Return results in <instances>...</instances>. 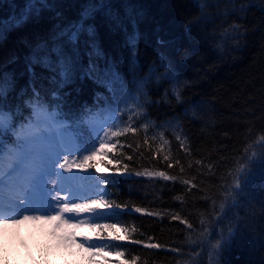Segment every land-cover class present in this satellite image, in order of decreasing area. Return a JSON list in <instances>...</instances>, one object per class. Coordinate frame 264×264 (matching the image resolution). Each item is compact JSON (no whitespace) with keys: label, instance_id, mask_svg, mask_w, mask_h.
<instances>
[{"label":"trees","instance_id":"1","mask_svg":"<svg viewBox=\"0 0 264 264\" xmlns=\"http://www.w3.org/2000/svg\"><path fill=\"white\" fill-rule=\"evenodd\" d=\"M87 2L53 0L51 11H44L39 19H31L6 32L0 40V70L15 73L17 91L29 80L25 57L31 54V48L38 40L49 39L57 25L63 28L77 21ZM107 3L111 16L97 13L94 21H89L96 26L103 53L97 63L101 67L105 60L113 63L125 86L136 95L140 94L138 83L150 75L149 68H156V73L144 84L147 96L141 99L159 102L145 104V110L149 120L163 127L150 129L148 135L166 131L173 156L184 166L182 174L179 166L168 169L169 173L191 179L196 187L189 189L179 180H150L134 173L118 178L114 184L102 185L111 194L106 199L140 206L158 215L124 209L119 216L98 221L113 224L116 230L134 225L137 231L133 239L162 246L149 249L120 242L126 245L119 249L125 252L120 260L126 264H130L132 256L139 257L137 264H210V244L217 237L214 234L205 237L202 233L219 211L221 185L232 183L245 147L264 134V0H205L203 6L199 0H107ZM16 5L22 6L23 0L15 3L3 0L0 17H7ZM237 26L238 32L234 30ZM130 37L134 41L130 42ZM133 42L139 65L135 70L131 69ZM161 56L165 64L170 62L174 79L164 77ZM84 59L87 61V57ZM35 71V84L43 96L50 85L41 76L48 73L40 67ZM173 88L180 93L179 102ZM65 91L71 92L67 104L85 122L90 117L107 115L104 109L109 103L115 106V102L97 100V92L105 97L111 94L90 80L78 82ZM165 92L169 93L167 98ZM181 131L187 137L191 155L179 149L174 139L173 133ZM143 135L141 132L132 139L142 140ZM82 155L78 153L77 157ZM101 159L104 158L94 159L95 166L89 171L97 175L108 173ZM124 162L137 171L165 170L163 161L157 164L146 151L142 159L137 156L132 162ZM208 165L212 166L211 170ZM249 176L247 194L239 198L241 206L230 211L226 207L223 225L215 226L218 231L229 222L238 225L232 247L223 253L221 264L225 259L231 264H264V176L257 166H252ZM212 200L216 201L215 209ZM173 215L180 219H173ZM184 220L193 228L189 229Z\"/></svg>","mask_w":264,"mask_h":264},{"label":"snow or ice","instance_id":"2","mask_svg":"<svg viewBox=\"0 0 264 264\" xmlns=\"http://www.w3.org/2000/svg\"><path fill=\"white\" fill-rule=\"evenodd\" d=\"M2 3L3 0H0ZM199 3L203 6L205 0H199ZM52 8L53 0H23L22 6L16 5L11 14L0 17V40L4 39L6 32L21 27L31 19H39L44 11H51ZM97 13L111 16L107 0H88L77 21L63 28L57 25L49 39L38 40L31 48V54L25 57L28 83L18 91L15 73L0 70V226L27 223L49 225V235L59 245L69 248L75 246L89 260L99 257L106 262V249L115 248L116 256H125V252L119 249L126 245L120 242L143 245L149 249L162 246L143 239H133L137 231L134 225L116 230V226L110 223L96 224L94 228L98 231L93 235L77 234L75 229L90 225L94 219H112L121 215L124 209L158 215L140 206L106 199L111 194L102 185L114 184L118 178L133 173L136 177L150 180H179L189 189L196 185L191 179H182L181 175L169 173L168 169L179 166L182 174L184 166L173 156L166 131L148 135L150 129L163 127L149 120L145 110V104L150 106L159 102L141 99L147 96L144 84L156 73V68H149L150 75L138 83L137 91L140 94L136 95L125 86L123 76L116 71L113 63L105 60L104 67L97 63V59L103 58V53L97 40L96 26L89 23L94 21ZM234 30L238 32V26ZM134 39L130 37V42ZM131 51V69L135 70L139 65L134 42L131 43ZM164 59L161 56L164 77L174 79L170 74V62L165 64ZM37 67L48 73L47 76H41L50 85L43 96L35 84ZM157 79L159 81L160 78ZM85 80H90L111 94L105 97L97 92V100L115 102V106L109 103L104 109L107 115L102 119L90 117L85 122L67 104L66 98L71 96V92L65 90L75 87L78 82L83 84ZM172 92L179 102V91L173 88ZM168 95L165 92V98ZM65 107L68 108L67 112L64 111ZM85 109L91 112L87 106ZM25 112L28 115L25 116ZM141 132L144 133L142 140L132 139ZM173 136L179 149L191 155L186 135L181 131L174 132ZM165 150L166 155L163 154ZM145 151L156 159L157 164L162 160L165 170L142 168L137 171L130 163L124 162H132L137 156L142 159ZM73 153L86 154L77 157ZM97 156L104 158L100 162L108 168V173L97 175L89 171L94 168V158ZM109 156L111 160L106 159ZM237 164L232 183L221 185L219 211L202 233L205 237L213 234L217 237L215 243L210 244V264H221L223 253L230 251L238 232L237 223L232 222L216 230L215 226L223 225L227 217L225 208L230 211L241 206L239 198L247 194L252 166H257L264 176V134L245 147L241 161H237ZM211 167L208 165L209 170ZM229 175L233 173L229 172ZM62 192L65 195L61 196ZM212 204L215 209L216 201L212 200ZM172 218L180 219L177 215ZM182 222L189 229L193 228L187 220ZM138 260L139 257L132 256L130 264H137ZM223 264H231V261L225 259Z\"/></svg>","mask_w":264,"mask_h":264},{"label":"rangeland","instance_id":"3","mask_svg":"<svg viewBox=\"0 0 264 264\" xmlns=\"http://www.w3.org/2000/svg\"><path fill=\"white\" fill-rule=\"evenodd\" d=\"M102 118L97 117V119ZM63 195L65 193L62 192L61 196ZM96 224H100L98 219L92 220L91 226L85 225L75 231L78 235H93L98 230L94 228ZM49 228V225L41 226L37 223L0 226V264H122L123 262L109 249L105 250L108 255L106 262L99 257L89 260L88 256L81 255L75 246L69 248L59 245L57 240L49 235Z\"/></svg>","mask_w":264,"mask_h":264}]
</instances>
